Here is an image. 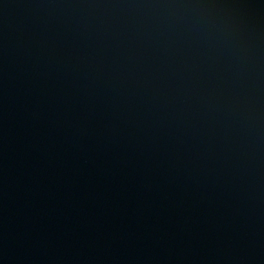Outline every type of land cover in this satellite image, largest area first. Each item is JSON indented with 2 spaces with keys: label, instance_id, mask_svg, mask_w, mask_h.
I'll return each instance as SVG.
<instances>
[{
  "label": "water",
  "instance_id": "1",
  "mask_svg": "<svg viewBox=\"0 0 264 264\" xmlns=\"http://www.w3.org/2000/svg\"><path fill=\"white\" fill-rule=\"evenodd\" d=\"M0 264H264V0H0Z\"/></svg>",
  "mask_w": 264,
  "mask_h": 264
}]
</instances>
